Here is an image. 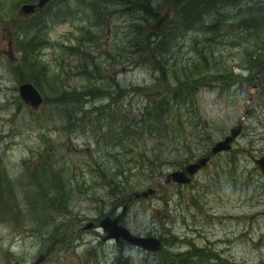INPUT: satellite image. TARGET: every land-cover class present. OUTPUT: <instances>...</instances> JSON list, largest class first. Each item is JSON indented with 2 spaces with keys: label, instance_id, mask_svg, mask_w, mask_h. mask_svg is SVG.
Masks as SVG:
<instances>
[{
  "label": "rangeland",
  "instance_id": "1",
  "mask_svg": "<svg viewBox=\"0 0 264 264\" xmlns=\"http://www.w3.org/2000/svg\"><path fill=\"white\" fill-rule=\"evenodd\" d=\"M37 2L0 0V264H264L254 163L264 159V29L251 26L264 0H56L39 17L20 12ZM182 71L196 78L198 108L166 116L162 134L150 117L148 133L149 107ZM26 83L40 105L20 97ZM243 116L230 151L188 183L170 178ZM124 206L121 224L159 239V253L82 230Z\"/></svg>",
  "mask_w": 264,
  "mask_h": 264
},
{
  "label": "water",
  "instance_id": "2",
  "mask_svg": "<svg viewBox=\"0 0 264 264\" xmlns=\"http://www.w3.org/2000/svg\"><path fill=\"white\" fill-rule=\"evenodd\" d=\"M53 0H38L37 4L35 6H25L20 9V12L24 15H31L35 12V10H40L44 6H46L48 3H50ZM19 93L20 97L23 101H26L27 99H32L33 105H40L41 104V97L39 93L35 90V88L29 84H23L19 87ZM27 93V94H26ZM245 119V116L241 118L240 123L236 128H232L229 130V134L225 136L221 141L214 144V146L211 148L210 153L201 159H199L196 163L189 164L188 166L184 167L180 172H174L170 174V178L175 180L177 183H188L190 176H193L197 172H199L208 161L215 155L227 152L231 149V144L233 143L234 139L240 134L241 132V126L242 121ZM254 163L259 167L261 172L264 174V159L254 160ZM188 176V177H187ZM155 191L153 190H147L145 192L141 193H135L134 198L135 199H143L147 198L151 194H153ZM126 212V206L122 208L121 215H124ZM121 217H115V219L111 220L109 218H105L103 221L95 223H89L86 225L82 230H88L93 227L99 226L103 229L104 232L107 233L106 237L103 239H109L112 238L116 241L119 239L126 242L128 245L141 248L144 251H149L151 253L159 252L161 250V243L157 239L154 238H145L142 236H136L131 234L125 227L120 226ZM41 259H39L40 263ZM35 264H39V263Z\"/></svg>",
  "mask_w": 264,
  "mask_h": 264
},
{
  "label": "trees",
  "instance_id": "3",
  "mask_svg": "<svg viewBox=\"0 0 264 264\" xmlns=\"http://www.w3.org/2000/svg\"><path fill=\"white\" fill-rule=\"evenodd\" d=\"M55 1L56 0H53L52 2L48 3L45 7L49 6L50 4H52ZM43 9L35 10V12L31 15L32 16L37 15V17H39V15L42 13ZM257 16L251 20V23H252L251 26L261 27L262 29H264V16H260V15H257ZM170 28H172V27H170ZM170 28L165 29L164 31L161 32V39L159 40V41H161L160 45H159L161 49L165 47L164 43L169 41L168 34L170 32ZM19 44L20 43H18V46H19ZM21 46H22V44H21ZM150 47L147 45H141V47H140L141 54L144 53V55L149 56L150 50H151ZM263 50H264V48H262L261 50L259 49V51H263ZM154 52H155V56H153L154 60L156 62L161 61L162 60V53L160 52V50H156ZM258 57L259 56L250 55L247 62H249V64L255 65L258 63ZM161 68L162 67H158V71H160L162 73L165 69H161ZM196 68H198V67L195 66V70L197 72L198 69H196ZM262 68H263V66H262ZM173 75L175 76V84L176 85L174 87H172L171 90H169L167 92L168 99L166 97H162V99L164 100L162 102H157L158 100L153 101L152 107H151V113H150V107L148 109L149 110V112H147V116L149 118L148 119L149 124L147 126V132L148 133H150V117L152 120V124H154V126L156 127V130L160 131L162 134L163 133L162 120L166 116H174V117L179 118V116H177L175 114L176 112H178L177 109L183 108L187 111V113H189L190 112L189 110H195L198 108V103L196 102V96H197L198 92L200 91V88H199V85L196 83V78L193 76V73L190 71H182L181 73L178 72L177 74L174 73ZM182 126H183V122L181 123V126L177 125L175 127L174 132L180 131ZM210 151H211V147L207 151V154L210 153ZM190 154H189V156H190ZM176 257H179V255L175 256V258ZM192 258H193V262H195L196 259L194 256L185 257V258L179 259L177 261L191 260Z\"/></svg>",
  "mask_w": 264,
  "mask_h": 264
}]
</instances>
